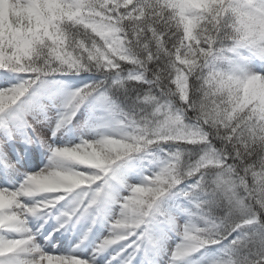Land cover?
Instances as JSON below:
<instances>
[{
  "label": "snow or ice",
  "instance_id": "snow-or-ice-1",
  "mask_svg": "<svg viewBox=\"0 0 264 264\" xmlns=\"http://www.w3.org/2000/svg\"><path fill=\"white\" fill-rule=\"evenodd\" d=\"M0 264H264V0H0Z\"/></svg>",
  "mask_w": 264,
  "mask_h": 264
},
{
  "label": "rangeland",
  "instance_id": "rangeland-1",
  "mask_svg": "<svg viewBox=\"0 0 264 264\" xmlns=\"http://www.w3.org/2000/svg\"><path fill=\"white\" fill-rule=\"evenodd\" d=\"M50 223L55 224V220L50 221Z\"/></svg>",
  "mask_w": 264,
  "mask_h": 264
}]
</instances>
